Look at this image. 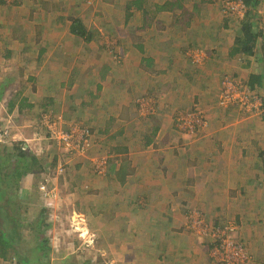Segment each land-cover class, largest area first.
<instances>
[{"label":"crops","instance_id":"obj_1","mask_svg":"<svg viewBox=\"0 0 264 264\" xmlns=\"http://www.w3.org/2000/svg\"><path fill=\"white\" fill-rule=\"evenodd\" d=\"M225 1H119L122 6L117 19L121 24H135L136 32L126 34L130 45L126 48L128 52L125 55V52L123 53L124 61H119L123 65L119 70L120 75L107 80L109 76L103 72L102 81H91L96 85L90 92L91 96L97 100L104 95L102 103L95 101L93 106L90 99L88 102L98 116L111 113L109 117H116L112 112L120 108L119 117H126L129 115L126 113H141L138 99L148 97L157 100L156 113L146 116L150 118L144 124L145 129L138 131L141 138L127 137V143L117 147L119 152L116 154L127 155L128 157H123L125 162L137 164L136 167L141 171H137L135 176H132L131 172L125 173L121 161L111 168L110 175L117 185H125L122 190L127 189L125 191L129 192L133 189L142 192V195L150 196L151 200L147 202L150 209L145 208L147 212L154 210L157 202L152 205L153 201L161 204L167 199L165 201L168 207L164 208V213L158 215V222H151L147 216L139 219L135 226L140 236L139 243L144 244L135 253L129 247L132 232L128 231V228H133V225L125 223L128 222L127 219L121 220V226L125 227V230L120 236L121 251L117 255H122L125 259L113 255L111 264L117 263V260L123 261L121 264H128V261L133 264H217L215 259L210 257L212 253L209 252L208 243L186 230L184 217H187L188 212L185 210L189 204L190 207L199 205L201 209H205L209 220L216 222L218 226L225 223L224 220L229 225L233 222L240 237H237L235 231H231V235L246 241L251 248L249 251L255 254L253 257L264 262V255H261V251H264V217L261 215L264 213V114L262 111L257 117L246 116L235 109H229V112L217 105L221 77L226 72L234 79L237 78V81L243 82L246 88H258L264 97V0H251V7H248V10L251 8L255 13L256 38L247 46L237 43L238 39L244 38L242 26L245 21L241 16L224 14L221 7ZM199 6L206 12L200 11ZM69 28L71 35L78 36L71 31V26ZM7 42L2 48L9 52L10 58L12 50H18L19 45L12 43L11 37ZM194 44L205 50L207 60L201 70L193 69L189 65L185 70L182 68L183 57H186L188 48ZM25 46L24 43L21 50L25 51ZM49 49L48 46L41 47L40 55ZM40 55L38 60L41 59ZM1 88L2 85L0 91ZM36 91L31 94L33 101L25 98L26 107H20L24 108L27 114H43L42 110L50 109L51 106L59 109V105H62L61 110L67 109L66 101L62 99L64 97L52 103L54 97L43 99L42 96L38 97L42 93H35ZM2 94L4 98L5 93ZM47 101L51 102L48 106ZM182 106L190 109L199 106L209 117V124L203 132L190 137L189 141L179 139L172 123L171 116L175 114L172 107ZM70 107L72 108V105ZM16 130H19V134L23 133L21 127ZM132 132L135 131L129 130L128 127H121L120 130L122 137L129 136ZM32 136L26 132L23 139H32ZM34 137L37 139L36 135ZM31 139H24L23 142H31ZM46 146L47 144L42 145L44 149H47ZM28 147L32 153L45 158L46 154L39 155V149L42 150V147ZM17 152V148H4L0 153L2 156H16ZM13 159L15 161V157ZM38 168L36 165L32 166L20 176L15 188L11 189L15 196L16 191L18 192L19 199L34 201L37 194L35 176L38 175ZM131 180H139L141 183L137 188H127L133 185L129 183ZM85 193L91 195L96 192ZM57 194L59 196V193ZM41 198L42 206L57 215L58 212L52 209V206H59L63 201L53 194L51 201L43 198L42 193ZM144 205L141 206L145 207ZM69 207L73 208L70 203ZM75 211H79L83 217L85 213H90L75 208L71 215ZM130 220L133 223L135 219L132 216ZM50 229L49 224L47 231ZM149 234L151 237L147 238ZM47 237L50 238L48 232ZM61 244L64 245L62 242ZM134 255L138 258L136 262ZM0 264L19 263L15 258L5 259L0 256Z\"/></svg>","mask_w":264,"mask_h":264},{"label":"rangeland","instance_id":"obj_2","mask_svg":"<svg viewBox=\"0 0 264 264\" xmlns=\"http://www.w3.org/2000/svg\"><path fill=\"white\" fill-rule=\"evenodd\" d=\"M119 1L0 0V85H2L1 91L5 93L3 98L4 94L0 91V128L9 127L17 131L16 128L21 127L23 128V133L19 135L21 139H23V135L26 132L28 135H33L32 139L30 137L24 138L32 140L31 142H26L27 145H33V147L36 146L38 148L47 144V149H39V155L41 153L46 155L45 158L42 155L38 156L40 159L36 165L39 167L38 175L35 176L37 194L33 199L34 201L29 202L27 205L26 212L28 213L26 217L29 220H34L39 214L40 207H42L39 186L45 177L49 179V186L54 189L52 193L54 197L56 196L63 201L59 203V206H52V209L58 212L57 215L52 212L51 215L48 210L46 212V219L51 226L49 231H47L48 229L46 230V234L48 232L50 236L48 238L51 248L49 250V264H87V262L90 264H111L112 256L117 255L121 251L120 236L124 232L125 227L122 228V223L120 222L126 219L128 222L125 223L133 225V228H128V231L132 232L129 247L135 253L144 244L139 243L140 236L136 231L135 225L139 223V219H144L143 216H147L151 222H158V215L164 213V208L168 207L165 201L167 199L163 200L164 203L161 204L158 201H153L151 202L152 205L157 202L154 210L147 212L146 210L150 209L147 202H150L151 197L142 195V192H136L133 189H130L129 192L125 191L127 189L122 190V186L125 185H120L119 183L117 185L115 179H112V175H110L112 173L111 168L121 161L123 162L122 168L125 173L131 172L130 174L135 176L137 171H141L138 166L136 167L137 164L131 165L125 162L126 159L123 157H128L127 155L118 156L116 153L119 152L117 150L118 146H124L127 143V137L135 138L138 136L141 138V134L138 131L142 132L145 129L144 124L147 123L150 117H146L142 113L135 114V112L132 114H130L131 112L126 113L129 114L126 117H122V115L119 117L118 109L120 108L112 112L117 119L114 116L109 117L111 113L109 115L106 114L107 116H95V109L92 114V107L89 106L88 102L90 99L92 105L95 101L102 103L105 98L104 95H101L97 100L94 99V96H91L90 92L96 86L91 81L94 79L102 81L103 72L109 76L107 80L120 75L119 70L123 65L119 61H124L123 53L125 52V55L128 52L126 48H129L130 45V40L126 34L130 35L136 32L134 30L135 24H121V21L117 19L122 6ZM216 6L218 7L217 4ZM199 8L200 11L206 12L202 6H199ZM221 10L224 14L226 13L223 6ZM234 17H237V15H234ZM74 19H77L84 26L87 35L92 34L89 40L85 37L82 38L70 34L69 27ZM197 24L200 27L199 23ZM63 33L66 35H63ZM9 37L12 38V43L16 42L17 44L15 45H19L18 50L17 48L12 50L10 58L8 57L9 52L2 48L3 45L8 43ZM194 38L196 37L194 36ZM198 40H200V37H198ZM24 43L26 44L25 51L21 50ZM27 44L33 46H27ZM47 46L50 47L49 51L40 55L39 49L41 47L47 48ZM54 47L56 48L54 49ZM39 55L41 56L40 60H38ZM206 60L207 54L205 50L197 44L190 46L186 52V57H183L184 66L189 65L196 70H201ZM184 66L182 68L185 70L189 68V66L186 68ZM230 80L237 81L238 79H234L227 72L223 73L217 105L227 111L235 109L241 112L242 115L260 116L262 111L256 112L254 105L250 107L241 102L244 95H253L242 85L241 91L239 93L235 92L234 97H238L237 99L228 101L222 98L223 85ZM4 82L7 84H3ZM237 83L241 84L243 82L237 81ZM34 90H37L35 93L40 91L42 94H39L38 97L42 96L43 99L54 97L55 101L64 97L62 99L66 101H64L67 107L66 110H61L62 105H59V109L56 106H51L55 113L58 112V114H53L56 116L53 118L57 120L55 122L57 126L55 127L67 130L73 126L75 130H84L81 124H85L87 127L85 130H89L91 142H93L87 154L77 152V154L73 155L67 148L59 146L51 138L50 130L42 124L43 119H39V114H27L24 108L20 109L22 106L26 107L27 100H24L25 98H30L33 101L31 94ZM71 105L72 108L70 107ZM172 108L175 109L174 116H171L172 123L175 131L177 130L176 133L179 139L189 141L190 137L193 138L202 133V130L209 124V117L206 111L199 107L204 110L203 114L206 122L203 123L200 129L195 131L180 130L176 117L190 108H187V106ZM40 110L38 111L40 112ZM121 127H128L129 130L135 132L130 133L129 136L125 135L122 137L123 135L120 134ZM35 135L37 139L34 137ZM55 156L56 164L53 162ZM102 157H107L105 168L97 172L95 165L103 161H98ZM16 160L18 162L21 159L16 157ZM95 161L98 162L94 164ZM59 163L62 165V171L57 169ZM20 164L23 165V161L18 162L17 167ZM15 166L14 164L3 163L0 160V178H2L4 173H10L14 170ZM129 183L133 185L127 188H137L141 181L131 180ZM87 191L96 193L90 195L85 193ZM57 193H59V196ZM12 194L15 196L14 193L7 192L5 199L12 197ZM15 197L19 200L17 191ZM126 198L127 200H125ZM146 198H148L147 201L145 200ZM173 198L176 199V197ZM62 203L64 206H62ZM69 203L73 208L69 207ZM75 208L84 209L90 213H85L83 217L79 211L77 213L75 211L71 215V211ZM186 211L188 212L187 217H184L187 225L186 230L203 238L208 243L209 252L212 253L210 257L217 262L218 255L222 254L215 252L213 239L201 231L200 227L195 229L191 226L195 219L198 221L203 219V221L215 225L216 222L209 220L206 210L201 209L199 205L190 207L189 204ZM261 215L264 217V213ZM132 216L135 219L133 223L130 222ZM113 220L118 222L115 223ZM224 222L221 226L229 225L228 223L226 224V220ZM230 225L234 227L232 231H235L237 237H240L238 236L239 230H235L236 225L233 222ZM23 232L25 233L23 234V239L27 241L34 240L33 234L28 228H24ZM231 234L233 233L230 231L229 236ZM150 237L151 234L147 238ZM231 238L251 249L246 241L244 242L232 235ZM24 245L27 247V243H24ZM261 252V255H264V251ZM253 255L255 254L253 253ZM117 256L120 259L121 257L125 259L122 255ZM136 259H138L137 255H134L135 262L137 261ZM117 261L115 264L123 262ZM258 262L261 261L258 260ZM129 263L131 262L128 261Z\"/></svg>","mask_w":264,"mask_h":264},{"label":"built area","instance_id":"obj_3","mask_svg":"<svg viewBox=\"0 0 264 264\" xmlns=\"http://www.w3.org/2000/svg\"><path fill=\"white\" fill-rule=\"evenodd\" d=\"M224 11L226 13H231L234 15L242 16L247 8L242 2V0H226L222 5ZM222 89V98L231 101L235 100L238 97L235 96V92L241 91L240 85L234 80L226 81ZM228 83V84H227ZM246 88V87H245ZM243 102L245 105H249L252 107L254 105V110L256 112H261L260 107V99L256 95L243 97ZM140 111L144 116L154 115L157 111V100L143 97L138 99L137 101ZM204 110L199 107H194L192 109L186 110L180 115L176 117L177 123L179 125V129L183 131H195L196 129H200L203 123H205L204 119ZM50 117V118H49ZM42 124L45 125L50 130L51 138L59 145L68 149L73 155L80 153H86L89 151L91 142L90 132L89 130H75V127H70L67 130L56 128V123L51 119V116H45L42 120ZM73 128V129H72ZM18 131H14L9 127L0 128V149H8V148H21L23 150H28V145L23 142L24 139H21ZM53 135V136H52ZM54 137V138H53ZM107 157H102L99 160H103L102 162L95 161L94 164L97 172H100L103 168H105ZM58 171H62V165H58ZM65 170V166H64ZM61 173V172H60ZM39 189L45 198H50L53 193V188L49 186V179L43 178ZM198 223V225H197ZM193 228L200 227L201 231L206 233L210 238L215 242V249L217 253H221L222 255H218L217 264H264V262H258L253 257V254L249 251L247 247L241 245V243L236 242L235 239L229 236L230 231L234 229L232 225L228 226H218L212 223H207L200 219L199 221L195 219Z\"/></svg>","mask_w":264,"mask_h":264},{"label":"trees","instance_id":"obj_4","mask_svg":"<svg viewBox=\"0 0 264 264\" xmlns=\"http://www.w3.org/2000/svg\"><path fill=\"white\" fill-rule=\"evenodd\" d=\"M242 2L247 8L244 15L241 16L243 21H245L242 26L244 38L238 39L237 43L241 44V46H247L250 42L255 41L256 36L254 32L256 29V21L254 19V10H251V8L248 10V7H251V0H242ZM71 31L78 36L85 37L87 40H89L92 36V34H88L89 36L87 35L86 29L77 19L73 20L71 24ZM234 81L237 82L236 80ZM241 85L246 87L243 83L240 84V87ZM253 89L256 90L248 89V91L259 97L260 108L264 114V97L258 88L255 87ZM49 103L51 102H48L46 106H48ZM42 111H44L43 114H48L50 112L52 114H49L52 116L51 119L57 122V120L53 118L56 117L53 114H58V112L55 113L53 109L47 108ZM93 113L94 109L92 108V114ZM43 114H39V119L44 116ZM95 116H97L96 112ZM81 127L84 129L87 128L85 124H81ZM17 151L16 156H12V154L2 156L0 153V160L3 163L16 165L14 170L10 173H4V177L2 176V178H0V256L5 259L15 258L19 264H49V250L51 248L46 234V230L49 229V223L46 219L47 207H43L41 204L42 207H40L37 217H35L34 220H29L26 217V214L28 213L26 211L27 205L31 201L24 199L18 200L13 194L12 197L10 196L5 199L7 192H12L11 189L15 188L18 184L20 176L26 173V171L32 168V166L37 165L39 162V157L32 153L31 150L17 148ZM13 157H15V161ZM16 157L20 158V161H23L24 164H20V166L17 167ZM54 162L56 163V161ZM24 228H28L31 231L33 234V241L23 239V234H25L23 232ZM24 243H27V247ZM87 264L90 263L87 262Z\"/></svg>","mask_w":264,"mask_h":264},{"label":"clouds","instance_id":"obj_5","mask_svg":"<svg viewBox=\"0 0 264 264\" xmlns=\"http://www.w3.org/2000/svg\"><path fill=\"white\" fill-rule=\"evenodd\" d=\"M49 115V114H48ZM47 114L46 115H44L43 117H41V119H43L45 116H48ZM49 116H51V115H49ZM52 117V116H51ZM50 118V117H49ZM43 148V147H42ZM71 154V153H70ZM41 192V191H40ZM43 195V194H42ZM43 198H45L44 196H43ZM48 201H51V199L50 198H46ZM49 209V208H48Z\"/></svg>","mask_w":264,"mask_h":264}]
</instances>
